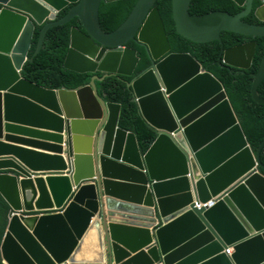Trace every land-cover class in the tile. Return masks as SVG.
<instances>
[{"label": "water", "instance_id": "obj_1", "mask_svg": "<svg viewBox=\"0 0 264 264\" xmlns=\"http://www.w3.org/2000/svg\"><path fill=\"white\" fill-rule=\"evenodd\" d=\"M102 1L120 0H0V195L9 206L1 258L6 264H264V176L258 173L264 141L254 155L221 83L190 55L170 53L156 0H137L111 33L98 25ZM190 1L171 0V18L176 34L193 43L222 42L224 32L264 37V0H232L241 13L201 16L188 14ZM255 3L260 25L243 21ZM73 18L81 29H70L64 69L102 77L76 91L24 80L36 27L46 25L39 52L47 31ZM128 41L144 47L150 61L126 83L158 134L143 155L135 136L118 127L120 106L105 103L95 87L107 76H132L138 57L124 47ZM256 46L222 47L219 63L248 70ZM263 81L264 57L251 90L260 105ZM62 93H88L92 101L76 109L74 127L83 141L75 164ZM171 134H182L189 151ZM173 189L190 202L171 210ZM212 199L214 205L197 209ZM122 210L144 224L117 219Z\"/></svg>", "mask_w": 264, "mask_h": 264}, {"label": "trees", "instance_id": "obj_2", "mask_svg": "<svg viewBox=\"0 0 264 264\" xmlns=\"http://www.w3.org/2000/svg\"><path fill=\"white\" fill-rule=\"evenodd\" d=\"M137 0H120L113 3L102 2L98 10L99 27L103 33H110L120 26L129 16ZM164 30L169 42L170 53L189 54L223 86L232 109L242 127L251 149L256 152L264 140V105L257 104L252 98L254 76L258 72L264 57V37L250 38L235 33L224 32L221 41L210 43H193L176 34L171 18V0H156ZM258 3L254 5V10ZM244 8L237 6L232 0H192L188 13L199 16L209 12H225L236 15ZM68 12L66 10L61 18ZM249 24H259L254 12L243 19ZM78 27L76 20L68 24L51 28L47 31L44 45L39 52L38 44L45 26H38L29 52V61L23 68L24 79L41 87L53 90H76L89 84L93 74H77L64 70V59L69 47V31ZM256 42L255 57L250 69L240 71L219 63L223 48L229 49L249 42ZM127 48L136 50L139 58L134 74H139L149 66V57L143 47L135 42H127ZM101 76V75H98ZM131 78L109 76L101 82L95 81L98 96L104 101L120 105L118 127L134 134L138 149L144 154L157 137L156 132L141 118L137 105L132 101V93L126 86ZM257 93L264 99V81L258 86ZM261 162L264 165V147L261 151ZM264 172V170H263ZM7 205L0 197V244L6 221L3 218Z\"/></svg>", "mask_w": 264, "mask_h": 264}, {"label": "clouds", "instance_id": "obj_3", "mask_svg": "<svg viewBox=\"0 0 264 264\" xmlns=\"http://www.w3.org/2000/svg\"><path fill=\"white\" fill-rule=\"evenodd\" d=\"M192 1V0H191ZM190 1V2H191ZM102 2H104V1H102ZM101 2V3H102ZM156 2V1H155ZM234 2V1H233ZM100 3V4H101ZM105 3V2H104ZM113 3V2H112ZM235 3V2H234ZM106 4H108V3H106ZM155 4V3H154ZM236 4V3H235ZM256 4V3H255ZM254 4V5H255ZM189 5H190V3H189ZM237 5V4H236ZM100 6V5H99ZM238 6V5H237ZM258 6H259V4H258ZM257 6V7H258ZM256 7V8H257ZM188 8H189V6H188ZM241 8H243V7H241ZM66 10H68L69 11V8H67V9H65L62 13H60V15H59V20H61V19H63L64 17H65V15L68 13H66L65 15H64V17H62L61 18V15L66 11ZM99 10V9H98ZM255 10H254V6H253V12H254ZM221 12V11H220ZM252 12V13H253ZM131 13V12H130ZM210 13V12H209ZM225 13V12H224ZM241 13V12H240ZM189 14V13H188ZM207 14V13H206ZM190 15V14H189ZM204 15V14H203ZM251 15V14H250ZM249 15V16H250ZM192 16V15H191ZM199 16H201V15H199ZM127 19V18H126ZM72 20H76L77 21V23H78V27H71V28H78V29H81L80 28V24H79V22H78V20H77V18H73ZM71 20V21H72ZM71 21H69V22H71ZM68 22V23H69ZM68 23H66V24H68ZM259 24H257V25H260L261 23L260 22H258ZM98 25H99V20H98ZM38 26H43V25H38ZM37 26V27H38ZM44 26H46V25H44ZM37 27H36V29H37ZM119 27V26H118ZM117 27V28H118ZM70 28V29H71ZM100 28V27H99ZM116 28V29H117ZM45 30V29H44ZM101 30V29H100ZM102 32V31H101ZM113 32V31H112ZM35 33H36V31H35ZM111 33V32H110ZM222 34V33H221ZM35 37V36H34ZM69 40H70V31H69ZM34 41V40H33ZM128 42H135V41H128ZM254 42V41H253ZM40 43V42H39ZM136 43V42H135ZM169 43V42H168ZM210 43V42H209ZM137 44V43H136ZM246 44V43H245ZM126 45V44H125ZM124 45V47H126ZM138 45V44H137ZM32 46V45H31ZM138 46H140V45H138ZM38 47H39V44H38ZM140 47H142V46H140ZM170 47V46H169ZM223 47V46H222ZM69 48V47H68ZM127 48V47H126ZM144 48V47H143ZM31 49V48H30ZM130 49V48H129ZM145 49V48H144ZM132 50H134V49H132ZM225 50V49H224ZM136 51V50H135ZM146 51V50H145ZM30 52V51H29ZM38 52V51H37ZM147 53V52H146ZM137 54V53H136ZM174 54H177V53H174ZM148 55V54H147ZM189 55V54H188ZM66 57V56H65ZM138 57V56H137ZM255 57V56H254ZM65 60V59H64ZM29 61H31V59H29V53H28V56H27V59H26V62H25V64H24V66L26 65V63H28ZM138 61H139V58H138ZM196 61V60H195ZM197 62V61H196ZM198 63V62H197ZM221 63V62H220ZM138 64V63H137ZM149 64H150V61H149ZM199 64V63H198ZM221 64H223V63H221ZM201 65V64H200ZM225 65V64H224ZM24 66H23V68H24ZM225 66H227V65H225ZM202 67V66H201ZM227 67H229V66H227ZM23 68H22V72H23ZM148 68V67H147ZM146 68V69H147ZM203 68V67H202ZM230 68V67H229ZM204 69V68H203ZM234 69V68H233ZM65 70V69H64ZM205 70V69H204ZM135 71V70H134ZM206 71V70H205ZM240 71H243V70H238V72L237 73H239ZM22 72H21V77L23 78V76H22ZM143 72V71H142ZM141 72V73H142ZM207 72V71H206ZM209 73V72H208ZM78 74V73H77ZM85 74H88V73H85ZM90 74V73H89ZM140 74V73H139ZM139 74H132V76L130 77L131 79L134 77V76H136V75H139ZM211 74V73H210ZM94 76L96 75V76H98V75H101V76H98V78H101L102 77V74H100V73H96V74H93ZM212 75V74H211ZM112 76H115V75H112ZM213 76V75H212ZM107 77H109V76H107ZM107 77H105V78H107ZM214 77V76H213ZM104 78V79H105ZM215 78V77H214ZM24 79V78H23ZM92 79V78H91ZM130 79V80H131ZM216 79V78H215ZM24 80H26V79H24ZM129 80V81H130ZM28 81V80H27ZM91 81V80H90ZM128 81V82H129ZM30 82V81H29ZM99 82H101V81H99ZM32 83V82H31ZM127 83V82H126ZM220 83V82H219ZM34 84V83H33ZM37 85V84H36ZM222 85V84H221ZM39 86V85H38ZM127 86V85H126ZM41 87V86H40ZM95 87H96V85H95ZM44 88V87H43ZM45 89H47V88H45ZM79 89V88H78ZM78 89H76V90H78ZM48 90H53V89H48ZM60 90H64V89H60ZM76 90H72V91H76ZM225 90V89H224ZM252 90V89H251ZM55 91H59V90H55ZM67 91V90H66ZM96 91H97V89H96ZM131 91V90H130ZM226 92V91H225ZM132 93V92H131ZM227 94V93H226ZM97 95H98V93H97ZM99 97V96H98ZM228 97V96H227ZM101 98V97H100ZM102 99V98H101ZM103 100V99H102ZM182 100L184 101V97H182ZM228 100H229V98H228ZM104 101V100H103ZM133 101V100H132ZM183 101L181 102L182 104H183ZM105 103H109V102H106V101H104ZM134 102V101H133ZM230 102V101H229ZM135 103V102H134ZM113 104V103H112ZM136 104V103H135ZM118 105V104H117ZM137 105V104H136ZM120 106V105H119ZM232 107V106H231ZM138 112H139V110H138ZM234 112V111H233ZM120 113V112H119ZM235 114V113H234ZM139 115H140V113H139ZM236 116V115H235ZM142 118V117H141ZM237 118V117H236ZM118 120H119V117H118ZM238 120V119H237ZM146 123V122H145ZM238 123H239V121H238ZM5 124H7V123H5L4 122V125ZM147 124V123H146ZM148 125V124H147ZM239 125H240V123H239ZM149 126V125H148ZM241 126V125H240ZM150 127V126H149ZM150 128H152V127H150ZM242 128V127H241ZM120 129V128H119ZM153 129V128H152ZM122 130V129H121ZM154 130V129H153ZM124 131V130H123ZM155 131V130H154ZM243 131V130H242ZM127 132V131H126ZM156 132V131H155ZM65 133V132H64ZM244 133V132H243ZM7 133L5 132V135H6ZM12 134V133H11ZM13 136H18V135H15V134H12ZM134 135V134H133ZM156 135L158 136V134H157V132H156ZM245 135V134H244ZM171 136L173 137V138H176V140L180 143V145H181V147L183 148V149H185L186 151H189V146H188V143H187V140H186V138L182 135V134H179L178 136H176V137H174V135H172L171 134ZM157 138V137H156ZM155 138V139H156ZM136 139V138H135ZM154 139V140H155ZM245 139H246V141H247V138H246V136H245ZM264 141V140H263ZM136 143H137V141H136ZM153 143V142H152ZM151 143V144H152ZM247 143H248V141H247ZM263 143V142H262ZM261 143V144H262ZM248 145H249V143H248ZM64 146V145H63ZM261 146V145H260ZM137 147H138V145H137ZM150 147V146H149ZM249 147H250V145H249ZM264 147V146H263ZM263 147H262V149H263ZM22 148H27V149H31V150H34V151H36V152H43V153H45V154H52V153H48V152H44V151H40V150H35V149H32V148H28V147H22ZM65 148H66V146H64V153H63V157H64V159L66 160V162H67V157H66V155H65ZM251 148V147H250ZM259 149V148H258ZM258 149H257V151H258ZM262 149H261V151H262ZM139 150V149H138ZM148 150V149H147ZM146 150V151H147ZM251 151L253 152V154L254 155H256L257 154V151L256 152H254L252 149H251ZM140 152V151H139ZM141 154V153H140ZM141 155H143V154H141ZM188 156L190 157V159H191V154L189 153L188 154ZM260 160H261V152H260ZM15 166H17V161L16 160H14V165H13V168L15 167ZM3 173H10L11 175L13 174V170H5V171H2ZM258 173L259 174H261L262 176H264V172H263V169L262 168H259V170H258ZM29 174H31V176H32V178H35L36 176H39V175H41V174H43V176H46V174L45 173H33V172H29ZM24 177L23 176H19L18 177V180L19 179H23ZM0 197H1V195H0ZM168 197L171 199V200H173V199H178L179 198V196H178V190H176V189H173L170 193H169V195H168ZM2 198V197H1ZM3 199V198H2ZM3 201L5 202V200L3 199ZM6 203V202H5ZM211 203H213L212 205H214L215 204V202H214V200L212 199L211 201H209L207 204H205V205H198L197 206V209H201V208H206V207H208V206H211L210 204ZM6 205H7V211H6V213H5V215H4V218H3V222H4V220L6 221V227H5V230H4V234H3V236H2V240H1V243H2V241H3V237H4V235H5V232H6V229H7V225H8V214H9V206H8V204L6 203ZM122 211H124V217H123V214H120V213H116L114 216L115 217H117V219H119V220H122V221H126L127 223H130V224H136V225H142V224H144V222H142V221H139L138 219V217L137 216H135L134 215V217H130V213L129 212H127V211H125V210H122ZM118 216H122V218H118ZM155 225H157V224H155ZM161 225V224H160ZM157 227H158V225H157ZM0 247H1V244H0ZM227 253L231 256L232 255V253H233V251H232V249H229L228 251H227ZM31 258V257H30ZM0 264H6L5 262H4V260L1 258V253H0Z\"/></svg>", "mask_w": 264, "mask_h": 264}, {"label": "bare ground", "instance_id": "obj_4", "mask_svg": "<svg viewBox=\"0 0 264 264\" xmlns=\"http://www.w3.org/2000/svg\"><path fill=\"white\" fill-rule=\"evenodd\" d=\"M61 103L64 109V116L69 121V131H70V144H71V151H72V158L74 161V164L76 163V160L79 158L78 153V146L82 144L83 140H80V137L78 133L75 131L74 127V117L76 114V109L80 104L85 106L86 108H89L92 105V101L90 98V95L88 93H83L78 96H71L66 94L60 95ZM88 146V141L86 143V148ZM78 166V162H77ZM168 202L166 205L171 209L174 210L175 208H178L182 205L188 204L189 200H180V199H173V200H167ZM79 258H82V256H79Z\"/></svg>", "mask_w": 264, "mask_h": 264}, {"label": "crops", "instance_id": "obj_5", "mask_svg": "<svg viewBox=\"0 0 264 264\" xmlns=\"http://www.w3.org/2000/svg\"><path fill=\"white\" fill-rule=\"evenodd\" d=\"M31 150V149H30ZM130 215V217H133L134 215H132V214H129ZM125 215H123V217H124ZM118 218H122V216H118Z\"/></svg>", "mask_w": 264, "mask_h": 264}]
</instances>
